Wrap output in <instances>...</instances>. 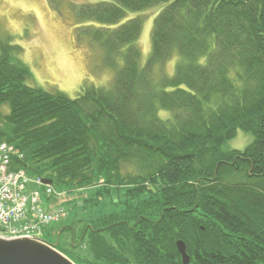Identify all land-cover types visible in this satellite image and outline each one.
Here are the masks:
<instances>
[{
    "label": "trees",
    "instance_id": "1",
    "mask_svg": "<svg viewBox=\"0 0 264 264\" xmlns=\"http://www.w3.org/2000/svg\"><path fill=\"white\" fill-rule=\"evenodd\" d=\"M154 8L141 68V14ZM72 11L78 39L115 72L110 87L85 84L71 99L28 86L22 49L0 41V143L30 176L68 187L103 177L106 193L124 190L123 215L99 231L91 221L71 244L88 235L94 262H76L181 264L179 240L189 264H264V0H93ZM239 131L250 142L226 147Z\"/></svg>",
    "mask_w": 264,
    "mask_h": 264
},
{
    "label": "rangeland",
    "instance_id": "2",
    "mask_svg": "<svg viewBox=\"0 0 264 264\" xmlns=\"http://www.w3.org/2000/svg\"><path fill=\"white\" fill-rule=\"evenodd\" d=\"M91 1L93 0H0V41H9L22 49L19 58L32 72V78L27 81L28 86L47 92H60L71 99L77 97L85 84L103 89L110 87L115 72L103 68L98 59L99 53L92 49L88 41L79 40L76 32L80 22L75 19L72 7ZM158 10L154 8L141 14L142 31L137 44L141 53V68L146 66L151 54V30ZM82 29L84 28L81 27ZM179 59V55L175 54L162 66L167 77L174 74ZM0 111L6 113L7 109L2 108ZM245 135L239 131L237 138L227 143L226 147L243 148L250 142V136ZM55 182L56 194L51 199L52 209L61 208L62 211L56 213L57 221L53 230L51 227L46 231H50L47 234L49 242L55 244L76 264L74 256L94 262L92 254L87 251L88 235L84 237L82 246L73 249L71 244L79 246L78 240L84 226L91 221H98L99 228L96 230L99 231L102 219L110 215H123L126 211V206L121 202L124 190L118 193L111 187V191L106 193L103 177L87 186L68 187ZM97 193L101 195L97 196ZM119 196L120 201H117ZM44 208H47L46 205ZM130 213L129 210V216ZM63 226L70 229L55 236ZM98 238L111 242L107 233L99 234Z\"/></svg>",
    "mask_w": 264,
    "mask_h": 264
},
{
    "label": "built area",
    "instance_id": "3",
    "mask_svg": "<svg viewBox=\"0 0 264 264\" xmlns=\"http://www.w3.org/2000/svg\"><path fill=\"white\" fill-rule=\"evenodd\" d=\"M11 151L0 145V228L10 235L40 233L57 215L42 211L38 194L28 189L29 180L23 173L8 169Z\"/></svg>",
    "mask_w": 264,
    "mask_h": 264
},
{
    "label": "water",
    "instance_id": "4",
    "mask_svg": "<svg viewBox=\"0 0 264 264\" xmlns=\"http://www.w3.org/2000/svg\"><path fill=\"white\" fill-rule=\"evenodd\" d=\"M51 184V180H43ZM176 250L182 264L189 263L185 244L176 242ZM0 264H75L55 249V245L46 243L38 237H4L0 236Z\"/></svg>",
    "mask_w": 264,
    "mask_h": 264
}]
</instances>
